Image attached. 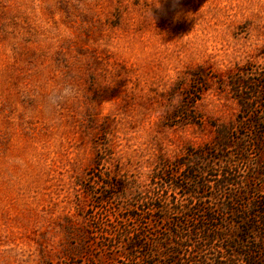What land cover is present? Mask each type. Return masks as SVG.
I'll use <instances>...</instances> for the list:
<instances>
[{"label": "rangeland", "instance_id": "374dc122", "mask_svg": "<svg viewBox=\"0 0 264 264\" xmlns=\"http://www.w3.org/2000/svg\"><path fill=\"white\" fill-rule=\"evenodd\" d=\"M66 84L76 97L49 110ZM250 115L264 117V0H0V264H97L99 217L157 174L187 184L176 165L193 153L213 175L238 166L263 198ZM200 192L206 204L170 210L160 232L217 205Z\"/></svg>", "mask_w": 264, "mask_h": 264}, {"label": "trees", "instance_id": "16d2710c", "mask_svg": "<svg viewBox=\"0 0 264 264\" xmlns=\"http://www.w3.org/2000/svg\"><path fill=\"white\" fill-rule=\"evenodd\" d=\"M239 100L246 102L243 97ZM242 105L246 113L255 109L253 105ZM250 119L254 127L264 129V117L252 119L250 115ZM261 135L257 147L262 139L264 145V130ZM208 155L204 151L193 153L189 155L193 161L180 160L176 165L189 172L190 176L185 178L187 184L179 183L174 175L168 180L165 172L153 176L146 186H126L127 190L139 193L135 204L127 206L125 213L119 210L115 215L108 214L107 219L99 217V226L90 232L93 247L98 246L95 240L99 239V257L93 255L97 264H264V197L249 198L251 183L240 181L233 172L238 166L225 164L219 175L198 168L197 162L205 161ZM252 175L253 180L257 178L255 172L249 178ZM193 176L203 181L192 186ZM102 184L107 185V182L103 180ZM208 186L213 191L216 206L210 202L203 218H194L193 225L175 223L166 234L160 232L158 223L167 220L170 210L174 216L169 218L173 219L206 204L200 191ZM254 190L260 189L254 186ZM170 191L181 197L169 194ZM157 213L164 216L156 218V227L148 230L136 225L148 219L147 215L154 217Z\"/></svg>", "mask_w": 264, "mask_h": 264}, {"label": "clouds", "instance_id": "9594fccd", "mask_svg": "<svg viewBox=\"0 0 264 264\" xmlns=\"http://www.w3.org/2000/svg\"><path fill=\"white\" fill-rule=\"evenodd\" d=\"M77 95V89L70 84H66L62 87L53 89L47 96V107L49 110H53L59 105L69 100H72Z\"/></svg>", "mask_w": 264, "mask_h": 264}]
</instances>
